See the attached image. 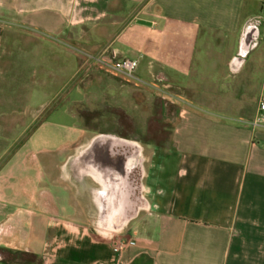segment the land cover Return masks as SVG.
Segmentation results:
<instances>
[{
	"label": "crops",
	"instance_id": "crops-1",
	"mask_svg": "<svg viewBox=\"0 0 264 264\" xmlns=\"http://www.w3.org/2000/svg\"><path fill=\"white\" fill-rule=\"evenodd\" d=\"M262 26L264 0H0V250L28 261L8 264H264ZM88 55L181 90L172 145L84 126L83 75L112 73Z\"/></svg>",
	"mask_w": 264,
	"mask_h": 264
},
{
	"label": "rangeland",
	"instance_id": "rangeland-1",
	"mask_svg": "<svg viewBox=\"0 0 264 264\" xmlns=\"http://www.w3.org/2000/svg\"><path fill=\"white\" fill-rule=\"evenodd\" d=\"M261 29L262 43L249 58V62L254 58L260 66L264 64V27L262 26ZM243 72H249L248 68L246 67ZM253 72L257 73L259 70ZM37 73V84L43 81L47 82V91L51 95L59 91L58 97L60 98H64L65 95L72 96V83L66 73ZM83 79L84 85L95 84V89L98 90L97 93L90 94L87 103L78 109L83 116L84 126L91 132L108 133L111 131L121 137H131L143 145L145 143L169 145L172 129L182 103L178 97L182 92L176 86H169L164 80L159 82L161 86L158 88L151 85L138 86L134 82L110 72H88L87 76L83 75ZM162 84H166V86H162ZM256 101L257 95L251 94L245 99L246 107L254 106ZM204 111L221 113V110L210 108H204ZM48 127L47 133L54 137H60L59 140L54 138L50 145L59 144L66 129L62 126ZM122 220L123 218L119 219L118 223L115 222L112 230L103 227L102 224L99 229L108 235L121 234L125 227ZM22 259H26V257L0 250V264H4L3 260Z\"/></svg>",
	"mask_w": 264,
	"mask_h": 264
},
{
	"label": "built area",
	"instance_id": "built-area-1",
	"mask_svg": "<svg viewBox=\"0 0 264 264\" xmlns=\"http://www.w3.org/2000/svg\"><path fill=\"white\" fill-rule=\"evenodd\" d=\"M90 59L103 64L112 73L122 76L127 80L141 81L139 76L140 60L138 58H105L101 55H88ZM253 127L264 125V83L259 95L258 109L251 122ZM124 243V239H116L113 248L119 249Z\"/></svg>",
	"mask_w": 264,
	"mask_h": 264
},
{
	"label": "trees",
	"instance_id": "trees-1",
	"mask_svg": "<svg viewBox=\"0 0 264 264\" xmlns=\"http://www.w3.org/2000/svg\"><path fill=\"white\" fill-rule=\"evenodd\" d=\"M155 144H159V145H162V146H169V145H172V140L170 139V143H169V145H166V144H161V143H155ZM14 254L15 255H20V256H22V255H24V253H22V252H14ZM30 255V254H29ZM31 256V255H30ZM4 264H8V263H10L11 261H5V260H3L2 261ZM14 262H16V263H24V262H28V261H22V260H15Z\"/></svg>",
	"mask_w": 264,
	"mask_h": 264
}]
</instances>
